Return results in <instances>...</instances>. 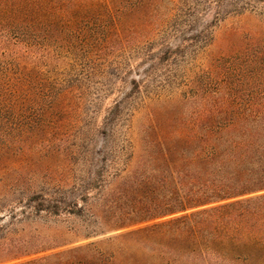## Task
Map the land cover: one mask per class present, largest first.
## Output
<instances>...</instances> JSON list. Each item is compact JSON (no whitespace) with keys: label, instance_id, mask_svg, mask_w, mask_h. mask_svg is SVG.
<instances>
[{"label":"trees","instance_id":"1","mask_svg":"<svg viewBox=\"0 0 264 264\" xmlns=\"http://www.w3.org/2000/svg\"><path fill=\"white\" fill-rule=\"evenodd\" d=\"M0 264H264V0H0Z\"/></svg>","mask_w":264,"mask_h":264},{"label":"rangeland","instance_id":"2","mask_svg":"<svg viewBox=\"0 0 264 264\" xmlns=\"http://www.w3.org/2000/svg\"><path fill=\"white\" fill-rule=\"evenodd\" d=\"M256 23H257V18L249 13L240 16H230L225 20L221 21L214 29L215 43L209 48H207L205 54H203L201 58L198 60L200 65L207 66L211 62L212 58H214L218 54L217 48L222 46L220 45L221 42L225 43L226 41L227 44L231 42L230 40L227 39L228 37L227 33L231 32L233 28H237V27L244 28L246 26H252ZM223 39L225 41H223ZM201 102H203V100H201ZM178 106H182V99L179 96L171 97V98L163 97L160 100L152 102L147 108H144L139 112L135 113L133 117V125L135 128L136 136L138 138L144 137L146 134V132L144 131L145 129L147 131V134L149 133L153 137L158 135H163L169 132L165 130L160 131L157 125L160 116H157L155 114L163 112L165 108L168 110H175ZM187 107H189V105ZM188 110H192V109H188ZM147 126H148V130H147ZM150 126H152V128H150ZM142 128L144 130H142ZM61 232L62 229L57 228V229H52L50 234L59 235L61 234Z\"/></svg>","mask_w":264,"mask_h":264}]
</instances>
